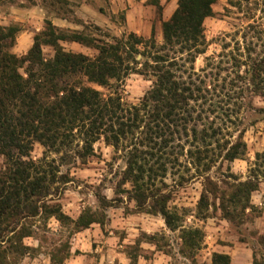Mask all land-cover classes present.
Instances as JSON below:
<instances>
[{
	"label": "trees",
	"instance_id": "1",
	"mask_svg": "<svg viewBox=\"0 0 264 264\" xmlns=\"http://www.w3.org/2000/svg\"><path fill=\"white\" fill-rule=\"evenodd\" d=\"M215 1L178 0L170 18L162 23L161 44L152 35L146 39L134 33L112 41L96 39L81 32L67 33L47 21L27 53L17 56L11 49L20 29L0 26V157L4 161L0 171V248L9 243L12 253L24 250L20 242L30 232L22 224L37 217L72 225L74 232L99 223L91 214L72 220L62 213L57 201L71 182L69 170L62 168L83 163L95 155V144L103 142L122 153L125 169L116 189L134 203L131 213L147 211L161 216L169 232H178V254L194 261L204 234L199 227L184 224L186 215L191 212L199 221L207 218V188L212 193L216 186L209 172L220 159L232 162L246 150L245 130L233 140L229 133L222 141L221 126L214 121L216 115L221 120L218 108L228 116L225 90L235 88L242 94L248 92L250 98L264 97L259 87L264 58H234L231 71L219 64L213 66L209 58L205 69L194 71L196 58L208 46L203 23L213 16ZM258 35L260 39L261 33ZM60 42L77 43L96 55L90 58L66 52ZM42 46L53 48L51 58H44ZM208 67L228 73L221 77L217 70L209 76ZM131 74L153 81L138 105H127L116 93ZM231 75L237 80L230 79ZM94 86L109 93L102 94ZM248 108L252 110L250 105ZM210 116L214 117L209 122ZM35 145L43 152L41 158L32 160ZM263 156L264 152L256 154V161ZM169 175L177 176L179 187L201 179L203 190L194 211L169 206L171 191L163 189ZM229 177L233 182L239 180ZM259 183L257 174L248 176L237 183L227 200L221 198L223 217L234 221L254 211L250 197ZM125 185L130 188L121 190ZM96 198L100 207L123 201H108L101 195ZM147 239L158 242L159 236ZM259 239L264 249V236ZM130 260L135 264V258ZM211 264H230V257L214 253ZM252 264H264V250H253Z\"/></svg>",
	"mask_w": 264,
	"mask_h": 264
},
{
	"label": "rangeland",
	"instance_id": "2",
	"mask_svg": "<svg viewBox=\"0 0 264 264\" xmlns=\"http://www.w3.org/2000/svg\"><path fill=\"white\" fill-rule=\"evenodd\" d=\"M19 1L10 0L21 5ZM22 1L41 10L40 21L29 23L41 26L39 32L44 30L45 22L50 21L53 26L67 33L81 32L96 39L112 41V38H122L129 33L147 39L153 27L152 37L157 44H161L160 21L171 16L178 0ZM212 11L213 16L203 23L208 46L206 52L194 62L195 72L205 69L209 58L213 59V66L219 64L221 69L228 71L232 70L234 58H264V0H216ZM15 17L23 18L18 15ZM8 26L26 29V23L20 20H12ZM258 32L261 33L260 39H257ZM59 44L66 52L81 53L90 58L96 55L93 49L77 43ZM42 53L44 58L49 59L54 54L53 48L42 46ZM221 69L211 71V67H208L206 74L212 76L218 70L223 77L228 72L223 73ZM243 70L244 67L241 72ZM230 79L237 80L234 75ZM259 82L264 92V71ZM152 84L150 78L131 74L116 88V93L127 105H138ZM237 85L241 87L242 82L238 80ZM94 88L102 94L109 93L106 89ZM110 90L113 92V89ZM227 91L228 116H223L224 113L218 108L216 113L222 115L221 120L216 115L214 121L221 126L222 141L230 137L229 133H232L233 140L245 130L243 141L246 150L242 158L232 162H220V159L209 172L216 186L212 193L207 188V218L199 221L192 218L191 212L186 215L184 224L197 226L204 234L203 245L195 254L194 261L178 254V232H169L161 216L147 211L131 213L134 203L127 200L125 193H117L116 189L125 169L122 153L98 142L94 146V156L83 163L76 162L62 168L64 172L69 170L71 182L64 187L57 203L62 213L72 220L81 214H91L99 219V223L74 232L72 225L60 224L54 218L37 217L23 222V227L30 232V236L20 242L24 250L12 253L9 243L5 244L0 248V264H51V261L56 264H131L130 258H135V264H211L214 253L228 255L230 264H252L253 250H264L259 239L264 236V193L258 190L259 194H252L250 202L255 207L254 211L249 215L247 211L234 221L223 217L220 199L227 200L237 183L244 182L248 176L257 174L260 183L264 184V156L256 161V154L264 152V97L250 98L248 92L242 94L235 88H228ZM249 105L252 110L248 108ZM213 117L210 116L209 122ZM42 152L43 149L35 145L30 158L37 160L42 157ZM3 163L0 157V171ZM230 175L239 180L233 182ZM165 184L167 187L163 188L164 192L170 190L172 194L169 206L194 211L203 190L201 179L179 187L177 176L172 178L169 175ZM129 188V185H125L121 190ZM96 195L104 196L108 201L118 198H123V201L100 207ZM236 212L239 213L240 209L237 208ZM153 235L159 236L158 242L147 239Z\"/></svg>",
	"mask_w": 264,
	"mask_h": 264
},
{
	"label": "crops",
	"instance_id": "3",
	"mask_svg": "<svg viewBox=\"0 0 264 264\" xmlns=\"http://www.w3.org/2000/svg\"><path fill=\"white\" fill-rule=\"evenodd\" d=\"M19 2L21 3V5L11 3L10 0H0V24H2L3 26H8L12 20L13 21L20 20L21 22L26 23V26H25L26 29H23V30L21 29L17 33L16 38H15V44L13 48L11 49V52L17 56L27 53V51L31 48L33 44V37H34L33 35H35L34 33L39 32L40 29L42 28L41 26L36 27L35 25H31L33 24V20L40 21L39 16H40L41 10L33 4L27 5L26 1L20 0ZM17 15L23 18L21 19L16 18L15 16ZM168 19L160 21V30H161L162 23L164 21H167ZM152 30H153V27H151L150 36L152 35V32H153ZM258 190L261 194H263L264 184L259 183ZM258 190L255 191L254 193L259 194Z\"/></svg>",
	"mask_w": 264,
	"mask_h": 264
}]
</instances>
